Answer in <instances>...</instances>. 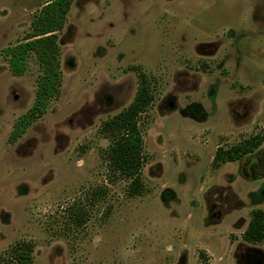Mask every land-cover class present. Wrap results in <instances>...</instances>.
<instances>
[{"label":"rangeland","instance_id":"374dc122","mask_svg":"<svg viewBox=\"0 0 264 264\" xmlns=\"http://www.w3.org/2000/svg\"><path fill=\"white\" fill-rule=\"evenodd\" d=\"M47 0H0V264L32 244V264H264L242 233L264 209V141L213 165L216 150L264 136V0H74L63 29L61 92L16 140L41 70L6 48ZM142 189L112 173L102 124L132 101Z\"/></svg>","mask_w":264,"mask_h":264},{"label":"trees","instance_id":"16d2710c","mask_svg":"<svg viewBox=\"0 0 264 264\" xmlns=\"http://www.w3.org/2000/svg\"><path fill=\"white\" fill-rule=\"evenodd\" d=\"M74 0H47L34 12L30 28L22 40L6 48L8 65L13 75H22L30 56H34L41 70L34 99L28 109L14 122L9 140L14 141L46 111L51 100L59 97L62 84L61 48L58 34L63 29L67 13ZM139 83L130 104L106 120L101 127L110 143L105 151L108 167L112 173L130 179L129 193L137 194L142 189L140 172L145 157L142 153L143 139L139 117L153 102L149 77L138 73ZM264 141V136L255 134L229 148L219 147L213 165L234 162L255 151ZM242 238L248 243L264 241V209L254 208L250 213ZM15 264H32V244L19 243L11 250Z\"/></svg>","mask_w":264,"mask_h":264}]
</instances>
